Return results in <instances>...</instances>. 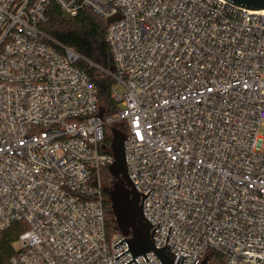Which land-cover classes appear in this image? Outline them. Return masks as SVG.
<instances>
[{
  "label": "built area",
  "instance_id": "1",
  "mask_svg": "<svg viewBox=\"0 0 264 264\" xmlns=\"http://www.w3.org/2000/svg\"><path fill=\"white\" fill-rule=\"evenodd\" d=\"M108 19L117 116L82 56L42 28L50 4ZM121 86L124 93H120ZM156 247L177 263L264 264V10L228 0H0V233L10 264H126L110 235L111 126ZM110 138L108 144L107 139ZM127 239V238H126ZM138 264H162L153 252ZM128 264H136L133 260Z\"/></svg>",
  "mask_w": 264,
  "mask_h": 264
},
{
  "label": "trees",
  "instance_id": "2",
  "mask_svg": "<svg viewBox=\"0 0 264 264\" xmlns=\"http://www.w3.org/2000/svg\"><path fill=\"white\" fill-rule=\"evenodd\" d=\"M109 22L91 10H82L78 15L65 19L62 9L52 2L48 9V20L42 28L56 41L67 45L77 51L82 59L78 65L86 71L93 82L100 105L107 114L118 113L119 106L111 98V89L115 80L108 73L113 68V61L106 39ZM108 144L110 138L107 139ZM104 186L111 184L112 177L108 169L102 171ZM107 228L110 235L116 234L118 228L115 224L106 196ZM24 230L22 224H14L0 233V264H10L15 254L14 242Z\"/></svg>",
  "mask_w": 264,
  "mask_h": 264
},
{
  "label": "water",
  "instance_id": "3",
  "mask_svg": "<svg viewBox=\"0 0 264 264\" xmlns=\"http://www.w3.org/2000/svg\"><path fill=\"white\" fill-rule=\"evenodd\" d=\"M229 2L250 10H264V0H228ZM65 19L71 18L67 11H63ZM115 17H109L107 21L110 23ZM105 113V108L100 107V115ZM126 134L117 125L111 126V150L113 152L114 161L108 164V171L112 177L111 184L103 187L107 199L110 203L111 213L113 215L118 231L126 236L123 240L118 242L115 246L127 241L129 249L115 257L117 259L122 254L130 250L133 259L134 257L144 255L148 260L146 253L153 252L162 261V264H182L185 256H179L177 263L175 262V255L170 251V245L167 244L168 236L166 238V245L163 247H156L154 242L155 228L160 225L152 224L143 212L144 198L149 194L139 192L130 175L128 174L126 155H125V139ZM209 254L199 264H209ZM151 264V263H150Z\"/></svg>",
  "mask_w": 264,
  "mask_h": 264
},
{
  "label": "rangeland",
  "instance_id": "4",
  "mask_svg": "<svg viewBox=\"0 0 264 264\" xmlns=\"http://www.w3.org/2000/svg\"><path fill=\"white\" fill-rule=\"evenodd\" d=\"M118 90L120 93H124V90L121 86H118ZM114 116L116 117L117 116V113L114 114ZM260 136L263 137V140H264V125H262L261 129H260Z\"/></svg>",
  "mask_w": 264,
  "mask_h": 264
}]
</instances>
